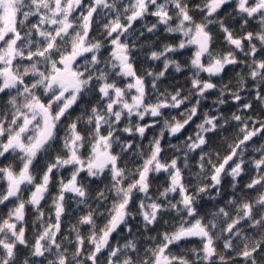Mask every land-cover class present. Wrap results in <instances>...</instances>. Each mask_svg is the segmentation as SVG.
I'll return each mask as SVG.
<instances>
[{
	"label": "snow or ice",
	"instance_id": "obj_1",
	"mask_svg": "<svg viewBox=\"0 0 264 264\" xmlns=\"http://www.w3.org/2000/svg\"><path fill=\"white\" fill-rule=\"evenodd\" d=\"M262 25L264 0H0V264H75L81 253L83 264H121L113 237L130 214L146 234L128 241L123 264H194L193 254L243 264L264 254V239L254 240L264 236ZM145 44L153 58H182L187 95L183 85L161 91L158 77L149 86ZM236 69L251 103L229 91L225 102L248 111H232L225 127L198 97ZM162 115L175 123L150 138ZM192 124L184 141L200 170L189 173L179 166L188 154L164 141ZM141 136L147 148L134 152ZM209 187L216 196L198 195ZM166 201L175 203L162 210Z\"/></svg>",
	"mask_w": 264,
	"mask_h": 264
},
{
	"label": "clouds",
	"instance_id": "obj_2",
	"mask_svg": "<svg viewBox=\"0 0 264 264\" xmlns=\"http://www.w3.org/2000/svg\"><path fill=\"white\" fill-rule=\"evenodd\" d=\"M232 14L229 13L228 16H224L223 14H221L220 17H218V20H227ZM246 21H244L243 19L240 20V24H245ZM227 26V25H225ZM238 27V26H237ZM262 27H264V25H262ZM157 31H160V29H157ZM146 35L148 33H145ZM164 34L168 35V31L165 29L164 30ZM133 39H135V37H133ZM144 43L142 40L137 44V47L140 46V44ZM145 47L148 49L146 55L148 58V62L149 64H146L145 66V71L149 74L148 75V79H149V86H151V83L153 82L154 78L155 82L159 85V87L161 88V81L163 79L166 78V75L162 74V73H167L168 69H171L173 72L175 73H179L176 72V66L180 64V61L174 57H168L166 55H158L156 58H153L151 56V51L153 50L150 45L145 44ZM161 49H163V43L161 45ZM244 53L241 52L240 56L243 57ZM167 63V68H164L163 65ZM150 65V66H149ZM157 65H162V67H157ZM243 67V66H242ZM181 71L184 70L183 66H181ZM216 88L214 89V91L217 93V95L212 99L211 103L213 105V107L211 108L212 112H215V114L217 115V118L220 119V123L221 125H224L225 127H227V124L225 123V119L228 117H231L233 115V113L231 112L228 115H225L224 113H221L219 110L226 106L227 103L225 102V96L229 93V91H231V93L233 95L239 94L241 95L243 98H245L247 100V102L251 103V100H248L246 96L242 95L247 91V88L249 87L247 84V79L241 75L240 70L236 71L235 73H233V75L227 80H224V73H218L216 75ZM169 95H172L174 93H172V90L167 89ZM185 94L187 95V88L185 89ZM198 99L200 100V103L203 104L208 97L204 96V95H200L198 97ZM189 100H191V97L189 96L188 100H184L185 105H188V107L190 108L191 105L189 104ZM174 103V102H173ZM194 103V101H193ZM261 110L264 111V104H262L261 106ZM209 109H205L204 113L206 114L207 111ZM237 115H243V113L245 111H248L246 109H243L239 106V103L237 102V109L235 110ZM189 115L188 111H184V117H187ZM224 117V118H221ZM232 123H239L238 121L232 120ZM175 123V121L173 119H170L168 117L165 116H161L160 121H159V127H156L155 125H153V129L154 132L152 133L151 136H149L150 138H152L153 136H155L156 138H162L164 133H168L169 129L171 127V125ZM127 135V134H125ZM168 141L171 144L176 145V147L174 149H171L172 151H175L179 154L180 157H183L185 155V153L188 154V159L184 160V159H180L179 160V166H181L183 168V166L185 164L188 165L187 167V171L189 173H191L193 170L199 171L200 170V162L197 159H192L191 157L194 155L191 150L188 148L187 144L185 143L184 139H180V141H177L175 143H173V137L172 135H168L167 137ZM139 141V145H143V147H137L136 149H134V152H141L144 151L147 148L148 145V141L145 142L144 138L141 136L138 138ZM261 143H264V141H261ZM227 146V145H226ZM128 147H131V145H128ZM259 148H260V143L255 145V150L253 151V149L250 147L249 148V152H252L253 155L257 154V152H259ZM211 151V158L214 159L216 152L215 149L210 148ZM131 156V154H129ZM210 157L206 156L205 159H209ZM246 162V161H245ZM238 163H240V161H238ZM241 171H243V164H241ZM158 175V173H157ZM205 175L207 176L208 173H205ZM226 179H228L231 183H229V190L233 191L234 189L231 187V184H235L238 182V177L235 174L230 173ZM165 188L163 186H161L160 188V192H164ZM143 195V193L141 194ZM157 195H159V193H157ZM198 195H203L205 199H209L212 196H216L215 192L211 191V188L209 187V190L205 193H198ZM219 198V197H217ZM174 201H166L165 204L162 206V210L168 209L170 204H174ZM173 211H175V209H172ZM35 211V209H34ZM37 215H39V213H37ZM131 219L133 221L132 225H125V231H124V236L123 237H118L117 240L115 242H113V247H118L119 248V252L118 255H121V264H123L124 259L128 256V254L130 252L133 251V249L131 248H126L125 245L128 243V241L133 239L134 235H138L139 232L143 231L146 234V229L144 228V225L142 222H137V216L136 214H130ZM223 219V218H222ZM39 222V221H37ZM35 231V229H34ZM68 231L71 232V225L68 226ZM216 233L219 234L221 231L220 228V221H217V227L215 229ZM245 232H247V229H245ZM78 235V232H72L71 237L69 238L72 242H75L76 237ZM227 233H223V235L219 236V242L223 243V239L224 236H226ZM233 239H235V237H233ZM259 239H264V236L261 235H257L254 237V240H259ZM137 243H139V239H137L136 241ZM254 242V241H253ZM65 243L67 244L68 241H65ZM232 251L231 248L229 249H225L224 252H229ZM86 255V253H81L79 260H77L75 262V264H83V260H84V256ZM142 255V253H141ZM198 254H193V261L194 264H211L210 260H198L195 258V256ZM235 255V254H234ZM251 260L252 264H264V254H262L260 257H248L245 258L243 260V264H248V261ZM17 264H23V258L21 257L20 261H17ZM115 264V262H114ZM136 264H139V260L136 261ZM219 264H233L232 259H229L226 257V259L224 261H220Z\"/></svg>",
	"mask_w": 264,
	"mask_h": 264
},
{
	"label": "trees",
	"instance_id": "obj_3",
	"mask_svg": "<svg viewBox=\"0 0 264 264\" xmlns=\"http://www.w3.org/2000/svg\"><path fill=\"white\" fill-rule=\"evenodd\" d=\"M138 27H139V25H138ZM161 32H162V30H161ZM165 36H166L165 34H163L161 36L162 41L164 40ZM176 59L180 60L182 58L176 57ZM159 67H162V65H159ZM159 67H158V69H159ZM238 70H240V69H236V71H238ZM187 75H188L187 72H185V73H183V75H181L180 73H175L173 71H170L169 74L166 76V78L161 81V91H163V89L165 87H167L170 90H173L177 87H180L181 85H183L186 89L187 85L184 84V77ZM232 75H233V72L231 70H229L228 72H226V75H224V80L227 81ZM216 95H217V93L213 92L210 96H208V99L202 104L201 111H204L205 109H211L213 107L211 101ZM242 95L249 98L248 92H245ZM234 104H235V102H233L232 100H229L227 105L221 108L223 110V113L225 115H228L232 111H234L235 110V108L233 107ZM256 109H257V112L262 111L259 108V105H256ZM213 114H215V112H213ZM249 114H252V113H249ZM196 122L198 123L199 121H196ZM194 129H195V124H192L191 128H189L187 131H185L183 136L180 137V139H184V137L188 136L190 134V132H194ZM151 135H152V132H149V136H151ZM145 142H147V141L145 140ZM167 142H168V139L166 138L164 143L166 144ZM172 142L175 143L177 141L173 140ZM229 182L230 181L228 179L225 180V190H226V192L230 193L231 191L229 190ZM73 207H75V205H73ZM68 219H69L68 217H65V220H66L65 234H67V231H68V226H69V224L67 223ZM116 240H117V237H113V242H115Z\"/></svg>",
	"mask_w": 264,
	"mask_h": 264
},
{
	"label": "bare ground",
	"instance_id": "obj_4",
	"mask_svg": "<svg viewBox=\"0 0 264 264\" xmlns=\"http://www.w3.org/2000/svg\"><path fill=\"white\" fill-rule=\"evenodd\" d=\"M224 75H226V73H224ZM245 102H247V100Z\"/></svg>",
	"mask_w": 264,
	"mask_h": 264
},
{
	"label": "flooded vegetation",
	"instance_id": "obj_5",
	"mask_svg": "<svg viewBox=\"0 0 264 264\" xmlns=\"http://www.w3.org/2000/svg\"><path fill=\"white\" fill-rule=\"evenodd\" d=\"M234 102V101H233ZM259 142H257V144H258Z\"/></svg>",
	"mask_w": 264,
	"mask_h": 264
}]
</instances>
